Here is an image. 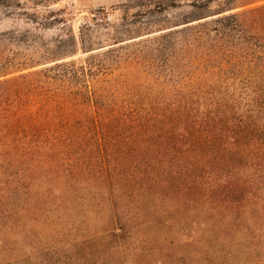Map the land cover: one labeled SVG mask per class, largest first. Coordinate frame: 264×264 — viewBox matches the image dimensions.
Returning <instances> with one entry per match:
<instances>
[{"label":"trees","instance_id":"trees-1","mask_svg":"<svg viewBox=\"0 0 264 264\" xmlns=\"http://www.w3.org/2000/svg\"><path fill=\"white\" fill-rule=\"evenodd\" d=\"M58 1L0 0L49 64L0 80V144L36 157L0 163V206L56 243L22 264H264V0H126L76 27Z\"/></svg>","mask_w":264,"mask_h":264},{"label":"rangeland","instance_id":"rangeland-1","mask_svg":"<svg viewBox=\"0 0 264 264\" xmlns=\"http://www.w3.org/2000/svg\"><path fill=\"white\" fill-rule=\"evenodd\" d=\"M126 0H59L52 8H61L67 6L72 12L71 18L74 26L81 20L83 14L90 10L102 8L109 12L110 19L113 20L116 14V6L124 3ZM228 13V12H227ZM27 31V32H26ZM26 33L42 34V31L36 29L30 24H25L20 18L8 17L0 12V80L16 76L25 72H33L47 66L49 64L40 65L36 63L38 53L36 48L28 41L19 40L20 36ZM51 30L47 31V35L51 34ZM44 34V36H45ZM78 56H84L79 54ZM78 56H74L78 57ZM121 74L120 70H115L112 74L104 76L100 79L99 85H110L115 82V79ZM17 148V149H16ZM16 149V151H15ZM12 153H14L12 155ZM15 156L19 162L35 161V154L28 151L25 144H0V163H5L8 159ZM5 178L0 177V202H4L7 195V185L4 186ZM30 179L25 178L21 183L26 186ZM29 188L20 190V200L28 198ZM32 196V195H31ZM6 207V206H5ZM16 210L3 208L0 206V264H22L27 263L26 259L30 260V255L35 256L36 250H40L43 242H47V246H55L52 237H49L47 226L38 223V226L33 227L23 218H18L17 215L10 217ZM8 218L12 219V223L8 222ZM9 226H12L9 230ZM55 243V244H54ZM223 248L220 244L216 246ZM227 248V245L225 246ZM36 249V250H35ZM218 258V259H217ZM212 257L211 264H220V258ZM211 259V258H207ZM232 258L225 256L223 264H229ZM252 257L248 258L244 264H251Z\"/></svg>","mask_w":264,"mask_h":264}]
</instances>
